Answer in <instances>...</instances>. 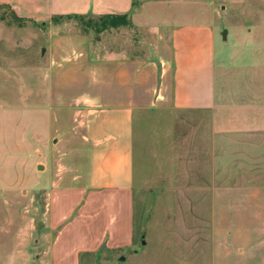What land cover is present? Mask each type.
Listing matches in <instances>:
<instances>
[{"label": "crops", "instance_id": "obj_1", "mask_svg": "<svg viewBox=\"0 0 264 264\" xmlns=\"http://www.w3.org/2000/svg\"><path fill=\"white\" fill-rule=\"evenodd\" d=\"M0 7L41 25L53 18H127V26L105 29L95 41L85 32L60 30L57 25L46 26L41 36L44 68L52 78V104L59 117H69L67 122L74 115L83 124V135L70 151L74 158L63 182L51 192L34 257L37 264H91L103 252L132 251L120 264H138L137 243L144 246L148 241L147 224L136 219L133 124L143 111L219 108L215 48L219 31L212 5L203 0H0ZM149 11L162 15L154 20L145 16ZM135 30L140 37L144 32L147 40L132 41L131 50L125 35ZM112 37L117 41L111 42ZM215 117L212 134L218 137ZM210 153L213 158L215 153ZM201 184L206 192L181 197L196 204V239L184 241L187 250L195 252L181 256L172 248L168 255L165 248V258L174 260L149 264H264L261 197L221 196L220 179ZM221 208L233 210L236 217L242 209L243 229L237 223H230L234 229L221 227Z\"/></svg>", "mask_w": 264, "mask_h": 264}, {"label": "rangeland", "instance_id": "obj_2", "mask_svg": "<svg viewBox=\"0 0 264 264\" xmlns=\"http://www.w3.org/2000/svg\"><path fill=\"white\" fill-rule=\"evenodd\" d=\"M203 2L212 5L219 31L215 41L219 108L154 109L136 115V219L147 224L148 241L144 246L137 243L138 264L172 262L165 258V248L168 255L172 248L181 256L195 252L187 250L184 241L196 239V204L181 197L206 192L201 180L220 179L221 196L258 195L264 207V0ZM150 13L145 16L154 20L162 15ZM50 25L85 32L93 41L109 29H101L99 18L89 16L41 25L17 20L9 8L0 7V264H37L35 240L46 225L51 192L63 182L74 158L70 151L83 135V124L74 115L68 122L69 117H59L51 101L52 78L41 53V36ZM143 34L128 31L127 48L132 41L147 40ZM212 115L219 117L218 137L212 134ZM220 211L221 227L234 229L229 225L237 223L243 229L242 209L237 217L233 210ZM131 254L103 252L91 264H120Z\"/></svg>", "mask_w": 264, "mask_h": 264}, {"label": "trees", "instance_id": "obj_3", "mask_svg": "<svg viewBox=\"0 0 264 264\" xmlns=\"http://www.w3.org/2000/svg\"><path fill=\"white\" fill-rule=\"evenodd\" d=\"M67 18H83V17H67ZM101 21V29L105 28H116L118 26H127L129 24L125 16L107 15L98 17ZM18 20V18L16 17ZM53 20H58L53 18Z\"/></svg>", "mask_w": 264, "mask_h": 264}]
</instances>
